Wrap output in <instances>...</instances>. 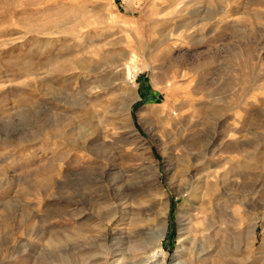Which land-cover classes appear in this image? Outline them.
Instances as JSON below:
<instances>
[{"label": "rangeland", "instance_id": "374dc122", "mask_svg": "<svg viewBox=\"0 0 264 264\" xmlns=\"http://www.w3.org/2000/svg\"><path fill=\"white\" fill-rule=\"evenodd\" d=\"M0 264H264V0H0Z\"/></svg>", "mask_w": 264, "mask_h": 264}, {"label": "bare ground", "instance_id": "6f19581e", "mask_svg": "<svg viewBox=\"0 0 264 264\" xmlns=\"http://www.w3.org/2000/svg\"><path fill=\"white\" fill-rule=\"evenodd\" d=\"M23 102V101H22ZM56 135L58 137H60V134L56 133ZM233 169V168H232ZM231 169V171H236V168H234L233 170ZM152 231V230H151ZM148 235V234H147ZM151 235V236H150ZM149 236L155 241V247H159L161 246V243H162V240L164 239V233H161V232H154L153 233H150ZM151 239V241H152ZM154 243V242H153Z\"/></svg>", "mask_w": 264, "mask_h": 264}]
</instances>
